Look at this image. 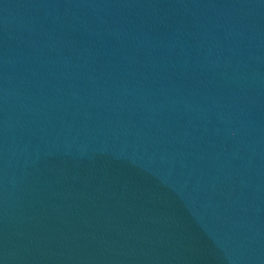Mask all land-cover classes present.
I'll list each match as a JSON object with an SVG mask.
<instances>
[{
  "label": "water",
  "instance_id": "1",
  "mask_svg": "<svg viewBox=\"0 0 264 264\" xmlns=\"http://www.w3.org/2000/svg\"><path fill=\"white\" fill-rule=\"evenodd\" d=\"M0 264H264V0H0Z\"/></svg>",
  "mask_w": 264,
  "mask_h": 264
}]
</instances>
